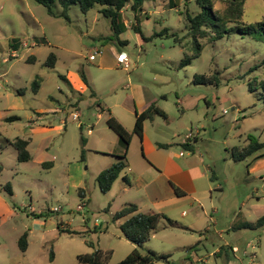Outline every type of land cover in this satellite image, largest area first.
<instances>
[{
  "label": "rangeland",
  "instance_id": "374dc122",
  "mask_svg": "<svg viewBox=\"0 0 264 264\" xmlns=\"http://www.w3.org/2000/svg\"><path fill=\"white\" fill-rule=\"evenodd\" d=\"M225 1L214 0V9ZM132 4L122 10L125 28L116 41L105 39L112 33L99 6L83 13L70 5L65 19L56 3L50 15L35 0H0V264H78V255L96 249L110 253L104 264H118L134 249L112 219L139 199V190L122 181L134 175L124 169L106 192L96 179L118 148L107 117L131 133L134 112L151 103L167 119L147 121L149 145L185 152L186 135L198 137L196 157L210 168L202 183L214 188L201 202L212 221L196 218L199 231L161 221L140 253L154 252L155 264H264V224L254 226L264 216V157L254 158L264 149L241 162L231 159L248 136L264 141L260 91L248 88L264 78V45L227 35L201 38L199 56L183 64L196 52V42L186 37V14L198 12L195 0H143L137 10ZM263 14L262 0L245 1V23ZM50 53L54 69L45 65ZM131 136L128 153L138 170L145 158ZM16 138L30 139L29 161L16 160L8 144ZM190 207L177 205L164 215L188 226L195 216ZM25 232L21 252L17 241Z\"/></svg>",
  "mask_w": 264,
  "mask_h": 264
},
{
  "label": "trees",
  "instance_id": "16d2710c",
  "mask_svg": "<svg viewBox=\"0 0 264 264\" xmlns=\"http://www.w3.org/2000/svg\"><path fill=\"white\" fill-rule=\"evenodd\" d=\"M37 3L46 7L48 14L54 15L51 5H60L62 10L59 13V17L67 19V10L70 5H78L81 12L86 13L94 6H99V13L105 18L109 19L111 36L106 37V40L115 38L119 40V35L124 31L125 25L122 23V10L128 4L129 0H35ZM133 4L131 8L137 10L143 0H132ZM246 0H227L225 1V7L222 10L214 9V0H195V4L198 8V12L194 14H186L188 21V32L186 37H191L196 42V52L192 58L183 61V64L189 63L191 59L199 56L201 46L198 41L201 38H208L210 42L217 41L223 38L224 35L228 37L234 36L240 39H250L264 45V14L259 21L254 23H245L242 19L243 5ZM264 2V0H262ZM133 31L141 33L140 28L135 26ZM142 36V35H140ZM120 43V42H119ZM55 56L50 53L46 59L45 65L49 69H53L55 64ZM82 79L86 84L84 75ZM256 87L252 89V85L249 84V90L254 91L259 89L260 99L264 105V78L254 81ZM39 89V83L37 81L32 83V90L37 92ZM105 111L106 109H101ZM108 113L109 111L106 110ZM110 114V113H109ZM154 116L162 117L166 119L165 113L159 109L155 104H150L141 113L135 114V121L133 130L129 133L125 128L111 115L106 119L107 127L117 136L118 143L122 148V154L115 157L116 161L108 168L102 170L97 176V184L101 192L108 191L113 182L119 177L120 173L126 168V154L131 142V134L136 135L140 140L143 134V123L147 120H152ZM17 120V117H9L7 121ZM247 143L242 146H238L232 149L231 159L234 162L244 161L247 157L264 149V141L259 142L255 137H247ZM196 140L190 144L185 141L181 144V147L190 152L194 151V145ZM16 152V160L18 162H27L31 159V155L27 150L29 141L27 139L16 138L12 142L8 143ZM85 144V139L81 137L82 147ZM159 147H164L159 145ZM264 157V153L256 156L254 159ZM83 158V152H81V159ZM1 172V166H0ZM125 180V178H124ZM126 181V180H125ZM127 182V181H126ZM6 190L11 194L10 186L6 185ZM178 195L181 192L175 189ZM79 195L84 197L83 191L79 190ZM113 221H120L119 230L124 239L134 245V249L118 264H155L159 258L157 255L148 250L146 254L142 255L139 249L144 243H146L151 236L156 232L161 221L166 222V227L170 228H182L176 222L167 218L161 213H139L135 204H125L121 209L113 216ZM264 224V216L259 218L255 227L262 226ZM253 225L245 224L244 228H251ZM61 230V229H60ZM63 231V230H61ZM71 234V233H70ZM27 233H23L17 241L18 248L21 252H24L27 248ZM110 256V253H103L101 250L96 249L90 254L78 255L76 257L78 264H104Z\"/></svg>",
  "mask_w": 264,
  "mask_h": 264
},
{
  "label": "crops",
  "instance_id": "0c3cea01",
  "mask_svg": "<svg viewBox=\"0 0 264 264\" xmlns=\"http://www.w3.org/2000/svg\"><path fill=\"white\" fill-rule=\"evenodd\" d=\"M133 96L135 97L134 93ZM119 107H122L123 110L130 112L128 109L124 107V104L119 105ZM101 109H106L109 111V109L105 107H101ZM109 113L111 114L110 111ZM136 113L137 112H134V121H135ZM115 119L121 125H124L121 122V120H119L118 118ZM147 121H153V119ZM147 121L143 123L142 139L140 140L137 137L141 145V150H140L142 155L141 157L142 159L144 158L147 159V161L144 159L145 163L141 165L140 168L137 170L134 168V164L131 160L132 157L128 153L129 148L126 154L125 169L127 172L134 175V177L131 181L127 177V175H124V177H122V181L127 189H132L136 187L139 190L138 192H140L139 199L136 201H131V203L129 204H135L138 208L139 213L153 212V213H161V214L169 212L172 209V207H175L177 205L181 206L188 204L191 206L190 208L195 213V216L187 220V222H185L188 224V226L182 225L180 226L182 228L179 229L187 230V231L197 229V231H199L200 229L196 225H194V223H196L195 222L196 218L200 217L203 220H208L209 222L212 221L210 215L211 213L207 209H204L202 207V202H201L202 200H205V197L210 198V191L214 189L213 185H210L209 183L208 185L202 183L203 178L207 176V173L209 172L210 168L208 165H204L202 160H199L200 157H196L195 145L193 152H190L183 148L182 149L185 152L181 150L177 151L174 147H170V146L169 148H165V146L159 147L157 146L156 143L154 146L149 145L150 143L147 142V137H146ZM133 126H134V122L131 127L132 130H133ZM194 139L197 141L198 137L192 136V139H188L186 141H188V143L191 144L194 141ZM27 140L29 141L30 139L28 138ZM131 140H132V136H131ZM116 144L118 146L116 152H113V154L108 155V156H112V158H115L122 154V148L120 147L118 141L116 142ZM114 162H112L109 165V167ZM200 168H202L204 172H202ZM124 178L127 182L124 180ZM175 189H178L181 192V195H178L175 192ZM219 189L221 190V188Z\"/></svg>",
  "mask_w": 264,
  "mask_h": 264
},
{
  "label": "built area",
  "instance_id": "2783aa9c",
  "mask_svg": "<svg viewBox=\"0 0 264 264\" xmlns=\"http://www.w3.org/2000/svg\"><path fill=\"white\" fill-rule=\"evenodd\" d=\"M120 60H121L122 62L126 63V59H125L124 57H123V58H120ZM72 117H73V118H78V114L74 113V114L72 115ZM186 138H187V139H192V134H188ZM55 210H56V209H55Z\"/></svg>",
  "mask_w": 264,
  "mask_h": 264
}]
</instances>
